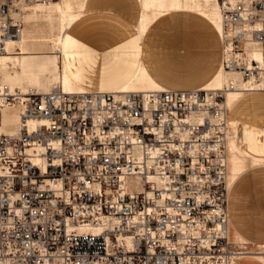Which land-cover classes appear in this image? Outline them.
I'll use <instances>...</instances> for the list:
<instances>
[{"label":"built area","instance_id":"1","mask_svg":"<svg viewBox=\"0 0 264 264\" xmlns=\"http://www.w3.org/2000/svg\"><path fill=\"white\" fill-rule=\"evenodd\" d=\"M50 1L0 0V53L26 8ZM216 1L221 66L264 80V0ZM233 88L0 89V110L19 115L0 132V264H234Z\"/></svg>","mask_w":264,"mask_h":264},{"label":"crops","instance_id":"2","mask_svg":"<svg viewBox=\"0 0 264 264\" xmlns=\"http://www.w3.org/2000/svg\"><path fill=\"white\" fill-rule=\"evenodd\" d=\"M141 16L139 0L84 1L63 35L59 53L61 66L77 89L111 92L215 86L221 62L216 17L173 11L151 20L141 38L136 29ZM244 159L252 162V168L237 176L236 162ZM228 160L229 239L245 238L264 249V157H242L235 151L229 159L228 150ZM241 257H256L264 264V251Z\"/></svg>","mask_w":264,"mask_h":264},{"label":"bare ground","instance_id":"3","mask_svg":"<svg viewBox=\"0 0 264 264\" xmlns=\"http://www.w3.org/2000/svg\"><path fill=\"white\" fill-rule=\"evenodd\" d=\"M84 1L85 0H55L47 3H34L26 8L23 15L24 26L21 35L16 39L7 40L3 52L0 53V89L4 90L6 87L10 92L16 90L24 92L31 88L38 92H48L58 87L57 84H60L61 88L67 92L82 91L74 86L73 82L64 71L60 63L59 53L63 35L74 19L79 16ZM139 1L142 16L136 29L141 38H143L151 20L173 11H187L209 19L216 17V26L218 34H220V12L216 0ZM37 9L38 11H36ZM149 14L153 15L151 20H147ZM55 22L57 23V27H54ZM13 49H18L19 51H13ZM214 83V87L201 89H221L230 83L234 85L233 89H228L226 91L223 103L226 109V96L229 92L264 90V80L260 82H255L253 80L245 81L241 79L239 73L226 71L221 66V62L219 71L214 77ZM52 84L56 85L51 87ZM148 90L155 89L146 88L142 90L115 91L143 92ZM0 111L2 117L0 132L7 134L15 133L19 119L18 110L15 107H3ZM228 121L232 133L228 137L226 145L227 169L228 142L231 139L236 142V153L239 156L264 157V119L228 118ZM239 126L241 127V133L238 132ZM226 182L228 187V172ZM241 253L242 254L238 255L236 259H240L242 255L249 254V252Z\"/></svg>","mask_w":264,"mask_h":264},{"label":"rangeland","instance_id":"4","mask_svg":"<svg viewBox=\"0 0 264 264\" xmlns=\"http://www.w3.org/2000/svg\"><path fill=\"white\" fill-rule=\"evenodd\" d=\"M38 11V9L36 10ZM41 14V13H40ZM29 15V14H28ZM153 18L152 14L148 15L147 20H151ZM54 27H57V23L55 22ZM18 49H13V51H17ZM19 51V50H18ZM52 84L51 87H53ZM58 87L61 88L60 84H57ZM33 87V86H31ZM27 88V87H26ZM25 88V89H26ZM210 88V87H208ZM227 100V115L228 118H264V92H229L226 96ZM238 132L241 133V127H238ZM228 150H229V159H233L235 157L236 151V142L235 140H229L228 142ZM252 162L249 159L239 160L236 162L235 170L237 171V176L246 172L247 170L252 168ZM262 167V166H259ZM254 168V167H253ZM255 168H258L255 167ZM228 173H229V160H228ZM237 242H232L235 247L242 250V252H260L264 249H260L255 243L249 242L245 238H237ZM234 264H262L259 258L254 257H242L240 259H236Z\"/></svg>","mask_w":264,"mask_h":264}]
</instances>
